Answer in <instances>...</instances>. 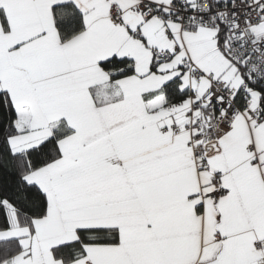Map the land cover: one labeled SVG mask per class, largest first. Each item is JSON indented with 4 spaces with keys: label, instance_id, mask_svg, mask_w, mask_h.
<instances>
[{
    "label": "snow or ice",
    "instance_id": "6c2138e0",
    "mask_svg": "<svg viewBox=\"0 0 264 264\" xmlns=\"http://www.w3.org/2000/svg\"><path fill=\"white\" fill-rule=\"evenodd\" d=\"M0 264H264V0H0Z\"/></svg>",
    "mask_w": 264,
    "mask_h": 264
}]
</instances>
